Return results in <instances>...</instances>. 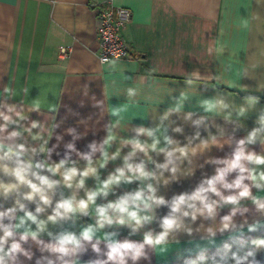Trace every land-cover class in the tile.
<instances>
[{"label": "crops", "instance_id": "1", "mask_svg": "<svg viewBox=\"0 0 264 264\" xmlns=\"http://www.w3.org/2000/svg\"><path fill=\"white\" fill-rule=\"evenodd\" d=\"M108 2L130 11L122 36L135 58L98 59L95 8ZM62 47L68 48L66 56L59 53ZM5 86L13 93L7 102L17 105V110L21 103L25 111L39 104V111L30 112L22 123L36 120L52 130L47 145L53 149L51 161L58 163L67 156L66 167L75 162L84 169V156H90L96 169V176L85 178L83 188H76L74 181L72 188L60 185L49 193L52 204L41 218L51 214L62 198L86 199L87 193L100 189L110 174L124 167V158L133 150L126 140L151 144L157 139L158 148L166 151L186 148L185 155L174 152L171 162L166 152L149 150L145 156L137 151L129 162L143 161L152 175L121 180L110 186L107 195H97L87 214L77 210L49 223L40 237L43 244L25 245L34 256L21 257L23 264L37 260L40 264L48 260L54 264H235L231 253L239 249L242 255L252 248V239L264 237V213L250 200L241 201V211H247L243 216L236 213L235 227L221 232V217L233 205L220 207L215 218L197 214L193 220L188 204L198 208L201 204L187 199L208 188V181L227 167L239 147L245 154L264 155V0H0V92ZM139 128L145 132L138 133ZM110 134L114 139L105 144ZM118 150L115 159L100 166L102 153L111 158ZM241 163L264 170V165ZM238 175V170L229 172L225 181L232 183ZM149 185L154 193H149ZM27 190L21 189L19 198L34 211L36 203L23 200ZM141 190L155 197L151 207L139 206L138 215L148 220L120 224L121 214L110 209L113 222L100 227L98 206ZM221 191L227 196L239 190ZM201 194L209 201L219 199L210 192ZM252 195L264 197V187L253 188ZM180 196L186 203L173 213L172 204ZM159 200L164 203L155 202ZM13 202L12 197L7 201L0 197L5 207ZM184 211L190 215L184 216ZM170 215L178 227L167 230L161 243H147L146 238L155 241L165 232L163 220ZM257 221V229L249 231L248 226ZM89 229L91 238L85 239L82 233ZM65 234L75 235L79 247L70 245L75 250L59 259L44 245ZM240 241L245 242L242 249ZM125 243L130 247L123 256L109 259L110 245ZM226 244L231 248L222 260ZM256 262L264 264V248L256 249L243 264Z\"/></svg>", "mask_w": 264, "mask_h": 264}, {"label": "clouds", "instance_id": "2", "mask_svg": "<svg viewBox=\"0 0 264 264\" xmlns=\"http://www.w3.org/2000/svg\"><path fill=\"white\" fill-rule=\"evenodd\" d=\"M12 89L5 86L0 92V197L5 201L9 197L13 198V204L10 207H5L0 204V264H23L21 257L31 260L34 256L31 248H26L25 245L29 244V241L37 243V245L43 244L40 237L43 233L47 232L48 224H55L58 220L63 219L69 213H73L77 210L85 212L89 206V203H95L97 195L103 193L107 195V190L113 184H119L121 180L131 182L133 179L146 178L152 173L145 171V165L142 161L138 164L130 163L129 160L133 157L137 151L143 152L145 156H148L149 150L157 152H166L169 162L174 152H180L181 155L186 154V148L177 147L172 151H166L165 148H158L159 140L153 139L151 144L141 143L139 139H131L124 141L125 144H131L133 150L128 156L124 158V167L116 169L114 174H110L109 178L103 182V186L97 191L87 193L86 199H80L76 201L75 195L70 198H62L59 200L55 207L52 208L51 214L46 218H41V213H44L47 208L51 207L52 201L49 193L53 192L58 186L63 185L67 188L73 187L75 181L76 188H83L85 184V178L90 174L96 176V169L92 167V160L90 156H84L87 160V166L84 169H79L75 166L66 167L68 163L67 156L65 159H61L58 163L51 161V152L53 149L47 147L49 140L52 138V130L45 129L44 126L36 120H32L30 124L25 125L24 121L29 119V113L32 111H39V104H33L28 111H25L23 103L19 105L9 104L7 101L12 95ZM207 103V102H206ZM209 109L211 105H208ZM167 115V114H166ZM15 126V127H13ZM38 129V131H33ZM180 129H176L179 131ZM47 131V138L44 136V132ZM71 132L72 130L69 129ZM138 133L145 132V129H137ZM149 137L153 136V131H147ZM114 137L110 134L104 141L105 144H110ZM168 144H172L173 141L165 137ZM254 140V134L249 137V142ZM245 141L241 140L239 144L242 146ZM69 149L73 148L72 144L67 145ZM55 148V145L53 146ZM116 155H119V150L111 158L107 152L102 153L103 162L100 164L104 167L109 159H115ZM149 160L151 157H148ZM248 161L254 165H264V155H257L255 153L245 154L243 147H239L233 154V159L227 162V167L219 171L218 175L212 180L208 181V188H201L195 195L188 197L189 200H199L201 207H196L195 204H188V208L192 209V219L195 220L197 214L205 217H212L218 214V209L225 204L233 205V208L229 214L221 217L222 227L220 231L230 230L235 227L233 217L238 211H241V201L250 200L252 204L256 206L258 212L264 213V197L253 196V188L264 187V170L258 168L245 167L241 161ZM51 161V162H50ZM161 167H166L163 165ZM238 170L239 175L232 183L225 181L227 173ZM126 172L131 175H126ZM59 176L57 179L55 177ZM79 178L78 180L76 178ZM7 178V179H5ZM98 178V177H97ZM247 180L249 183L245 184ZM219 184L220 188L216 185ZM26 188L27 191L22 193L23 200L29 203H36L35 210H30L28 205L21 202L19 198L21 195V189ZM221 188L223 189H238L239 191L230 194L223 195ZM149 193H154L152 186H148ZM212 193L218 200L209 201V197L202 195L201 193ZM38 197V200H37ZM154 195L145 196L144 192L137 191L133 195H126L118 200L116 203H109L106 206H98L96 212L99 216V225L103 227L104 223L111 224L113 222L112 217L108 215V211L111 209L113 212L120 213L118 223L124 224L126 222L135 221L137 225L143 221L148 220L149 217H141L138 215L140 210V204L144 205V208L151 207L150 201H154ZM156 203H164L163 200L155 201ZM186 203V198L180 196L176 198L172 204V212L180 211V206ZM135 205V209H130L129 205ZM247 209L241 211V215H244ZM184 216H189L188 211L183 212ZM245 223L247 220L245 218ZM259 221L248 226L249 231H255L259 226ZM32 225H35L33 229ZM162 226L165 228V232L161 233L155 241L150 238H146V242L149 244L161 243L166 235L167 230L174 227H178L177 220L173 216L165 217ZM211 231V230H210ZM91 229L82 233L85 239H90ZM51 236V233L48 232ZM244 241H240V249L244 247ZM252 248L247 252L240 254V250L231 253L232 259L235 264H243L248 260V257L254 256L256 249L264 248V237H257L250 241ZM70 245L79 247V240L73 234L61 235L57 238L55 243L44 245L49 251L58 253L59 259H63L64 256L74 251V248H70ZM130 245L127 243L120 245H110V252L108 253L109 259H115L117 256H123L125 249H128ZM231 246L225 245V254L223 259H227L228 251ZM44 249L41 248V251ZM37 264H40V260H37ZM47 264H54L52 260H48ZM67 264V262H65ZM194 264V262H193ZM258 264V262H256Z\"/></svg>", "mask_w": 264, "mask_h": 264}, {"label": "built area", "instance_id": "3", "mask_svg": "<svg viewBox=\"0 0 264 264\" xmlns=\"http://www.w3.org/2000/svg\"><path fill=\"white\" fill-rule=\"evenodd\" d=\"M98 18V59L108 62L115 59L135 58L122 36L125 24L130 17L127 8L117 7L112 3H101L95 8ZM68 48H60L61 56H66Z\"/></svg>", "mask_w": 264, "mask_h": 264}]
</instances>
